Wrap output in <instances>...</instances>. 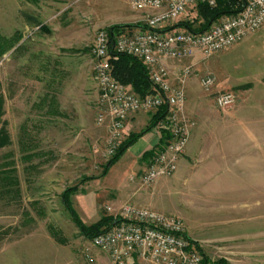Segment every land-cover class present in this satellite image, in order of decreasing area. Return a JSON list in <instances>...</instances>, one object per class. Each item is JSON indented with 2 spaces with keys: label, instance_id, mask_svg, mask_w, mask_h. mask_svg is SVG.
Returning <instances> with one entry per match:
<instances>
[{
  "label": "rangeland",
  "instance_id": "obj_1",
  "mask_svg": "<svg viewBox=\"0 0 264 264\" xmlns=\"http://www.w3.org/2000/svg\"><path fill=\"white\" fill-rule=\"evenodd\" d=\"M145 17L126 0H0V264H52L58 255L65 263L80 256L91 264L102 252L80 234L61 194L78 187L71 202L81 221L88 217L85 225L108 217L111 195L131 186L124 164L101 177L106 135L94 123L97 89L87 69L97 31L119 26L130 33ZM179 24L198 30L196 6L172 27L187 29ZM214 56L195 53V63L181 67L200 81L208 73L198 66ZM247 151L238 143L236 162L220 171L207 157L183 155V169L153 198L152 210L178 218L208 259L264 264V161L249 163ZM89 200L93 213L83 214L80 204Z\"/></svg>",
  "mask_w": 264,
  "mask_h": 264
},
{
  "label": "built area",
  "instance_id": "obj_2",
  "mask_svg": "<svg viewBox=\"0 0 264 264\" xmlns=\"http://www.w3.org/2000/svg\"><path fill=\"white\" fill-rule=\"evenodd\" d=\"M241 9L221 17L202 31L174 29L186 9L198 4L215 5L216 0H126L132 11L146 15L143 27L110 36L107 30L94 34L91 44L92 71L97 89L95 125L106 127L103 159L109 161L124 139L127 120L138 113L163 110L155 127L165 137L153 149L139 174L129 178L142 187L174 175L183 157L192 125L183 115L185 83L193 75L190 67L171 72L164 61H182L199 53L210 58L228 50L249 35L264 28V0H236ZM112 54L137 59L147 70L151 92L137 96L129 86L117 82L109 60ZM206 74L199 84L205 93L214 86ZM218 110L235 104L232 92L214 95ZM113 225L94 236L89 243L105 253L111 264H227L208 259L185 235L181 221L157 211L124 204L105 207ZM206 258V261L204 262Z\"/></svg>",
  "mask_w": 264,
  "mask_h": 264
},
{
  "label": "crops",
  "instance_id": "obj_3",
  "mask_svg": "<svg viewBox=\"0 0 264 264\" xmlns=\"http://www.w3.org/2000/svg\"><path fill=\"white\" fill-rule=\"evenodd\" d=\"M195 60L193 57L180 62L166 60L164 64L171 72H175L183 66V61L185 64H194ZM92 66L90 65L88 69L85 67L87 75L90 71L93 75ZM198 69L212 75L215 82L209 93H205L201 89L197 77L190 78L185 83L183 115L192 124L189 127L188 143L184 153L185 160L198 156L207 157L209 160L206 163L216 164L217 170H219L222 164L236 162L234 160L235 147L238 146V143H242L248 148L249 163L264 161V155L260 154L262 148L264 150V28L249 35L228 50L216 54L211 62L199 65ZM227 91L235 94L234 106L224 111L216 109L214 95ZM153 116V112H141L131 116L124 127V141L131 135L141 133L152 122ZM101 129L106 135V127H101ZM161 137L163 134L155 126H152L127 147L113 166L124 164V167L131 170L132 173L128 176V180L131 176L139 174L146 168L148 154L158 145ZM251 146H253L252 150H250ZM213 158L214 160H212ZM183 163L184 159L181 158L176 173L183 169ZM110 168L104 176H101L102 178L108 175ZM129 182L130 187H124L121 191L111 195L115 208L131 204L152 210L153 198L158 189L168 181L159 179L149 187H142L137 181L129 180ZM221 190L225 195L235 194L234 188L231 187H221ZM81 196L85 197L86 195L81 194ZM71 200L72 198L70 202ZM91 200V207L95 206L92 208L94 211L98 204L94 197ZM89 202L90 200L82 201L80 204L79 209L83 214L85 211L92 212ZM74 210L76 211V209ZM79 216L81 217L80 214ZM84 220L90 222L88 217H84ZM97 221L98 219L85 225L89 226ZM58 256L52 258L59 262L52 264H82V259H84L80 256L74 257L71 258L72 262L65 263L63 262L64 258ZM89 260L93 261L91 264H111L108 256L103 252L92 255Z\"/></svg>",
  "mask_w": 264,
  "mask_h": 264
},
{
  "label": "trees",
  "instance_id": "obj_4",
  "mask_svg": "<svg viewBox=\"0 0 264 264\" xmlns=\"http://www.w3.org/2000/svg\"><path fill=\"white\" fill-rule=\"evenodd\" d=\"M241 9V5L238 4L236 0H216L215 5L210 7L206 4L196 5V11L198 19L200 20V25L197 31H202L207 29L213 22L217 21L223 16H230L236 14ZM184 26L188 30H191L189 25H177ZM124 27H110L107 32L110 36L118 33L119 29ZM110 67L112 69V75L114 79L126 86H129L132 91L139 97H145L151 92V83L148 78V73L145 67L135 58L123 55V54H112L109 60ZM163 110H160L154 120L147 126L141 133L137 135H131L127 140H125L119 147L117 153L106 163L102 176H104L108 169L113 166L118 159L122 156L128 146L132 144L133 141L137 140L143 133L147 132L152 126L160 120ZM163 134V132H161ZM164 136L161 137L159 145L163 144ZM150 152L148 155H151ZM78 187L68 188L61 194V201L71 217L74 225L79 230L80 234L86 239L91 240L94 236L99 234L102 230L108 229L113 225V220L110 217H103L99 219L96 223L86 226L82 223L77 213L73 209L70 197L77 193ZM206 261V258L204 262Z\"/></svg>",
  "mask_w": 264,
  "mask_h": 264
}]
</instances>
